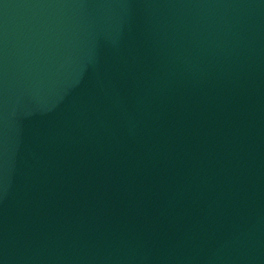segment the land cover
I'll use <instances>...</instances> for the list:
<instances>
[{
    "label": "water",
    "instance_id": "water-1",
    "mask_svg": "<svg viewBox=\"0 0 264 264\" xmlns=\"http://www.w3.org/2000/svg\"><path fill=\"white\" fill-rule=\"evenodd\" d=\"M0 264H264V0H0Z\"/></svg>",
    "mask_w": 264,
    "mask_h": 264
}]
</instances>
